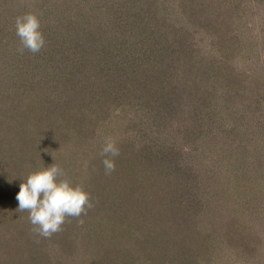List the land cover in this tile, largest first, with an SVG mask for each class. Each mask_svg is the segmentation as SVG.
<instances>
[{
  "label": "trees",
  "instance_id": "obj_1",
  "mask_svg": "<svg viewBox=\"0 0 264 264\" xmlns=\"http://www.w3.org/2000/svg\"><path fill=\"white\" fill-rule=\"evenodd\" d=\"M221 1L0 0V116H18L21 124L26 117H33V122L26 128L29 138L21 134L20 138L24 139L21 149L17 144L14 156L10 157V153L4 158L0 156V170L5 164L17 167L20 161L16 160L31 158L46 167V155L39 150L41 146L57 143L77 129L80 133L95 134L94 123L98 125L97 121L105 120L112 111H124L130 115V121L138 115L142 120L154 123L160 131L153 139H142V145L137 143L135 151L131 143L136 157L148 159L147 153L157 160L158 185H143L134 173L130 174V168L120 158L115 161L114 176H106L102 185L94 183L100 191L96 211L117 216L114 221L129 222L132 229L137 225L144 229L140 239L131 242L126 235L114 234L115 244L101 256L103 264H205L212 251L211 242L213 238L220 240L217 233L221 234L222 227H226L222 234L228 239L225 244L240 252L251 242L245 239L249 234L246 235L244 224L252 219L255 210L264 215L259 200L260 192H264V136H259L260 127H256L259 133H249L231 121L214 122L205 101L211 98L207 93L209 89L202 87L200 80L191 78L190 73L184 79L172 82L169 79L171 73L164 70L162 58L158 57L162 54L164 59V54L175 53L170 38L175 36L181 20L190 22L192 18L196 21L202 9L214 11L216 6H222ZM223 1H227L229 9L238 12L236 16L242 22L239 10L246 2ZM234 10L233 14L236 13ZM26 12L39 16L45 37V45L37 53L27 49L20 51L22 45L15 32L14 19ZM197 23L202 25L203 22L198 20ZM263 24L255 23L260 33L256 32L250 39L257 41L264 56ZM232 37L224 42L233 40ZM249 42L245 43L249 47L246 48L248 57L245 56L247 66L253 69L249 73L244 68L233 67L240 56L231 52L235 50L234 44L228 42L224 46L223 58L227 64L222 67L221 74L224 77L226 73L227 77L223 78L225 84L221 80L217 86L226 89L222 103L229 93L233 98L245 94L253 97V90L259 86L260 80L256 77L261 63L258 67L251 60L258 50ZM162 43H165L164 53L159 46ZM239 43L238 49L244 50V40ZM261 62L264 63V57ZM183 93L187 97H183ZM148 99L157 100L156 108L153 104L144 105ZM173 114L178 116L173 117V133L169 140L164 138L166 132L161 129L168 126L171 119L167 120V117ZM88 121L94 126L91 131L83 125ZM256 137H259L256 143L260 146L253 147ZM28 147L30 150L26 151ZM182 152L204 158L187 160ZM15 156L19 158L13 162ZM101 164L100 161L99 169ZM12 173L14 177L22 175V172L10 171L8 176ZM104 174L107 175L105 169L102 176ZM259 174L260 181L253 187L252 180H257ZM2 182L0 188H9L8 180ZM259 185L260 192L257 196L252 195ZM15 191L13 188L12 193L16 194ZM247 196L255 205L242 209L238 199ZM234 198L238 200L236 205ZM4 210L2 208L1 212ZM15 213H19L18 209L3 214L10 223L17 217ZM3 228L0 225V230ZM15 230V237L12 233L7 235L11 236L5 246L0 237V246L3 245L0 250L12 247L18 238L24 240L23 230ZM0 235L4 232L0 231ZM50 236L59 238L58 235L55 237L56 232ZM80 236L78 233L77 237ZM122 236L125 239H121ZM125 240L136 248L128 249L123 244ZM83 242L79 239L77 246L84 245ZM72 243L68 242V249ZM252 245L248 253L253 249ZM5 254L1 252L0 256ZM44 262L41 257L30 261ZM206 264H216V261L210 259Z\"/></svg>",
  "mask_w": 264,
  "mask_h": 264
},
{
  "label": "rangeland",
  "instance_id": "obj_2",
  "mask_svg": "<svg viewBox=\"0 0 264 264\" xmlns=\"http://www.w3.org/2000/svg\"><path fill=\"white\" fill-rule=\"evenodd\" d=\"M243 2H246V6L244 4V8L242 7V9L240 8L239 10V16L243 18L242 22L238 20V17L236 16L238 12L234 9H229V4L227 1L223 0L220 3L222 6H216L214 11L207 12L202 9L200 15L196 17V21H193L192 18L190 22L181 20L176 27L177 32H175V36L170 38L172 40L170 44L172 45V49H175V53L164 54L166 56L164 59L161 57L163 56L162 54H158V57L162 58L164 70L171 73L169 79H171L172 82L177 79H184L186 74L190 73V75H192L191 78L195 77V81L200 80L202 87L209 89V91L207 90V93L211 95V98L210 100L205 101H207V108H209L211 113V119H215L214 122L223 123V120L227 122L231 121L232 123H237L243 131L249 133H259L260 131L257 132L256 127H260L261 132L259 136L263 137L264 63L261 61L264 56L262 55V49L259 51L260 45H256L257 41H252L250 38H252V35L256 32L260 33V30L255 26V23H264V0L262 2L259 0H244ZM233 10L236 13L233 14ZM198 20L203 22L202 25L197 23ZM194 22H196V24H194ZM229 36H233V40L224 42ZM241 39L242 41L244 40V50L238 49L240 48L238 46H241L239 43V40ZM247 40H250L249 44L251 47L253 46L255 50H258L251 60L254 61V64L258 67L261 63V67L258 69L256 77V79L259 78L258 80H260L259 86H256V89L253 88L254 90L252 94H254V98L248 97L246 94L238 98H233L229 93L225 98V102L222 103L223 98L226 95V89L224 87L218 88L217 86L221 84V80L223 84H225L226 81H223V78L227 77L226 73L224 77L221 74L223 71L221 69L227 64L225 58H223L225 57L223 56L224 46L228 42L234 44L233 47L235 50H232L231 52L239 54L240 56L238 61L232 64L233 67L235 69L239 67L244 68V70H247V73H249L253 69L247 66V61L245 59V56L248 57V55H246V48H249L245 45ZM164 45L165 43L159 45L161 52L163 53L165 49ZM168 64L175 65V67H166ZM224 71H226V69ZM231 76H233L232 72ZM226 80H228V78H226ZM248 93L250 95L251 92ZM182 96L187 97L184 93ZM155 102H157V100L148 99L145 100L144 105L150 106L153 104L152 107H155ZM176 116H178V114H173L172 117H167V120H171L169 124H166L168 125L166 128L161 129V131L164 130L166 132L165 137L162 134L164 138L171 140L173 133L172 121L173 117ZM7 117L0 116V156L3 158L8 153H10V157L14 156L17 144L18 149H21V143H24V139H21L20 136L23 134L25 138H29V131L26 130V128L28 129L30 123L33 122V117L31 115L26 117L22 124L21 119L18 118V116L10 118L9 114ZM130 118V115L127 113L125 114L124 111H112L105 120H100V122L97 121L98 125L94 123L95 127L90 121L83 122L87 131H91L93 127L97 129L95 134L80 133L77 129L75 131L73 130L72 134L65 137V139H59L57 143L50 142L49 145L47 144L46 146L40 147L39 150L43 151L46 155V167L53 163L59 166L65 174L64 177L61 178L69 179L73 185L82 186L89 194V200L91 203V207H86V214L84 213V215H81L80 217L68 216L65 218V222L61 225V230L56 232L55 237L58 235V239H53L52 236L44 237L39 235L34 230L35 226L32 225L29 220L28 211H21L18 209V201L14 199L19 191L18 187L20 183L26 180L29 173L43 168L42 165L39 164L40 162L38 163V161L32 160V158L30 160H16L19 157L15 156L13 157V162L15 160L20 161L19 166L12 167L11 163L10 165H4L0 170V182L3 184L2 180H8L9 188H0V225L4 227V230H0L4 232V235H0V237L5 246L8 237L15 234V228H17L23 230L22 235L24 240L22 241L21 238L16 239L15 241L18 242H15L12 247L10 246L12 250L7 246L0 250V253H6L5 255L0 256L1 264L9 263L8 260L11 261L9 264H35L30 263V261L36 257L45 259V262L42 264H48L46 260H49V264H103L101 256L104 254V250L115 244V241H113L114 238H112L114 234L126 235L129 242L134 239H140L141 235H143V227L140 228L137 225L136 228L132 229L129 222H122V220L114 221L117 219V216H111L110 214L102 215L101 210L96 211V208L98 207V201L96 202V199L100 191L96 190L94 183H96V185L101 183L100 185H102V181L104 182L106 176H109L110 178L112 177V174L114 176V170L111 173L102 176V172L105 169L104 165L101 164V169L98 167L100 161L102 163L104 159L101 152L105 141L108 139L113 140L116 147L121 150L118 156L113 157L114 162L118 161L119 158L123 160L124 165L127 168H130V174L133 175L134 173L138 179L142 181L143 185H158L155 170L157 160H153V155H147L146 153L148 159L142 156H137L139 158L138 161V158L135 155L136 153L134 154L132 151L131 143L134 144L135 151L137 143L142 145L143 140L146 141L148 139H153L156 136L155 134L160 131H158V127H155L154 123H151L149 120H142L138 115L131 121ZM260 125H263V127ZM158 136L161 137V133H159ZM119 137H123L122 140H119ZM258 138L259 137H256L255 142L252 145L253 147L260 146L256 143ZM156 139L158 138L156 137ZM185 145H188V143ZM28 150H30L29 147L26 151ZM22 151L23 150H21L20 153H22ZM183 156L186 157L187 160L193 159L191 161L197 159L203 160L204 158L199 156V154L192 156L190 153L186 155L183 154ZM263 163L264 162H262V165H264ZM254 164L256 165L257 163L255 162ZM252 167L254 168V165ZM7 170H10L11 172H22V175L19 174L14 177V173H12L11 176H8L10 171L8 172ZM110 178L109 180L112 181ZM259 181L260 174L257 176V180H252V186L255 187V184ZM263 185L264 183L262 184V191H264ZM13 188L16 190V194L12 193ZM253 190L254 194L252 192V195L257 196L258 191L260 192V185ZM259 197L260 202H262L261 208L264 209V192H260ZM234 199L235 201L233 204L236 205L239 200L242 209H249L248 207L253 208L252 206L255 205L254 200L252 201L248 196L238 200L237 198ZM254 199H257V197H254ZM257 206L259 207V204H257ZM2 208L5 210L1 212ZM16 209H18L19 213H15L17 217L9 223V219H7L3 213L5 211L14 213ZM262 216L264 215L258 214V211L255 210L252 214V219L248 221V224L244 222V219H241V222L245 223L244 225L247 227L244 229L246 235L249 234L245 239L246 241L250 239L251 242L246 249H243L240 252L237 251V248L235 250L229 244H225L228 242V239L226 235L222 236V234L226 227H222L220 230L221 234L217 233L220 240L213 238L211 242L213 247L209 254L210 257L206 259V263L212 259L213 261H216V264H264V217ZM108 221L111 222L112 225H110ZM6 222H8L7 225H5ZM8 225H10V227H7ZM5 228L8 230H5ZM155 229L156 227L154 230ZM78 233H81L80 237H77ZM8 234L11 235L7 236ZM15 235L13 236L15 237ZM79 239L84 241V245L78 244L77 246ZM109 239H111V243ZM121 239L125 238L122 236ZM68 242H73L70 249L67 248ZM129 242L125 240L123 244L131 250L133 247L136 248V246L132 247ZM103 243L105 245L108 243V245L104 246ZM252 244H254V247L253 249H250L251 251L248 253L250 246L251 248L253 246ZM79 246H83L84 248L80 249L82 247ZM63 248H67L68 250H64ZM4 259H7V261ZM114 260L116 261V259Z\"/></svg>",
  "mask_w": 264,
  "mask_h": 264
},
{
  "label": "clouds",
  "instance_id": "obj_3",
  "mask_svg": "<svg viewBox=\"0 0 264 264\" xmlns=\"http://www.w3.org/2000/svg\"><path fill=\"white\" fill-rule=\"evenodd\" d=\"M17 37L22 45L20 51L27 49L39 52L45 45L39 16L34 12L17 15L14 19ZM101 155L106 173L115 169L113 157L119 155L115 142L105 141ZM63 170L55 163L37 169L19 185L16 195L18 209L27 210L34 230L41 236L48 237L61 230V225L68 216L80 217L91 207L89 194L80 185L64 177Z\"/></svg>",
  "mask_w": 264,
  "mask_h": 264
}]
</instances>
